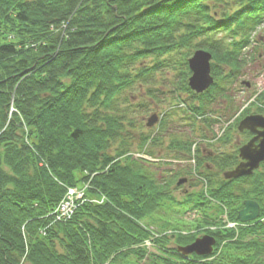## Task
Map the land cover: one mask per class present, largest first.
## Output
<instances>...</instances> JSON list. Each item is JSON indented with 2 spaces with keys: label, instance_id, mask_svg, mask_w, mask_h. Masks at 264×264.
Here are the masks:
<instances>
[{
  "label": "trees",
  "instance_id": "obj_1",
  "mask_svg": "<svg viewBox=\"0 0 264 264\" xmlns=\"http://www.w3.org/2000/svg\"><path fill=\"white\" fill-rule=\"evenodd\" d=\"M262 31L264 0H0V264H264V222L234 231L219 220L224 206L236 222L244 200L264 216V161L226 181L220 175L237 165V146L211 160L213 173L203 169L210 151H197L204 193L186 171L162 175L168 164L131 156L185 159L194 139L175 135L164 145L162 116L155 134L148 129L135 141L115 106L173 62L172 94L188 101L176 95L163 115L182 112L207 130L214 121L206 109L229 99L236 76L263 56ZM198 50L211 55L214 78L202 94L187 85V59ZM256 101L264 105V91ZM228 130L218 144L231 142ZM182 178L192 189L176 193ZM86 180L87 197L104 196L102 205L85 201L70 220L46 228L66 188ZM203 234L215 239L210 256L177 252Z\"/></svg>",
  "mask_w": 264,
  "mask_h": 264
},
{
  "label": "rangeland",
  "instance_id": "obj_2",
  "mask_svg": "<svg viewBox=\"0 0 264 264\" xmlns=\"http://www.w3.org/2000/svg\"><path fill=\"white\" fill-rule=\"evenodd\" d=\"M260 32V31H258ZM261 35L264 36V31H262ZM264 42V41H263ZM263 46V44H262ZM261 44H258V48H262ZM177 54H173L171 60L174 58L177 60ZM173 59V60H174ZM153 62L148 60L144 65L151 67ZM211 65V63H210ZM178 67L172 64L166 69L161 68L157 73H154L150 78L148 84H135L132 88L126 90L121 96L118 97L115 106L118 107L121 111H124L123 115L125 117L124 126L126 131L130 137H132L135 141H138L139 134H146L148 128L145 126V122L147 118L151 115V113L158 115L164 114L165 111L172 106V104L178 102L176 100V95L179 99H183L188 101V98L181 93L172 94L173 88H175L176 81L178 78ZM263 77H262V76ZM242 81H248L250 85L248 87H243L241 84ZM264 82V54L260 57H256L249 66L246 65L242 71L236 76V79L233 81L232 85L228 87L226 90L228 92L229 99H221L220 101H215L214 104L210 105L206 109L207 112L211 113L213 116H221L222 119H227V117L231 116V114L239 108L242 103H245L248 99H250L254 95V91L259 84H263ZM147 89L154 91L151 95L147 92ZM155 95V96H152ZM175 95V96H174ZM172 102V103H171ZM211 110V112H210ZM214 111V112H213ZM121 113V112H120ZM169 116L163 115V120L165 124V129L161 134L163 144L166 145L170 139L176 136H184L188 139H194L197 136H201V134H205L206 129L201 131L200 127H198V121H185L184 114L179 111L172 112L171 110L168 112ZM217 116V117H218ZM185 119V120H184ZM196 123V128H192L191 124ZM131 126H130V125ZM201 124V123H200ZM202 125V124H201ZM230 135L232 133V141L230 145H224L219 150L223 152H229L233 149V145L237 142H244L245 136L243 134H239L235 132V127H231ZM133 129V131H132ZM154 129V130H153ZM171 129V134L168 133V130ZM195 129L193 132L192 130ZM136 130V131H134ZM153 134L157 132L155 128H152ZM210 130V129H209ZM170 135L172 137H170ZM131 151L135 152L134 148ZM169 154V153H168ZM163 157L168 158L167 155H163ZM170 157V156H169ZM161 169L162 175L172 174L173 172H183L187 170L188 166L183 168L179 165L172 166L164 165L159 166ZM171 171V172H170ZM75 177L80 179L81 175L75 174ZM89 181H84L79 183V186H85ZM190 191L192 188L188 184L183 185V187L176 191V193H180L181 190ZM199 189V186L196 187ZM68 196V195H67ZM155 217L167 218L166 220L176 221V218L171 216H164L159 213H154Z\"/></svg>",
  "mask_w": 264,
  "mask_h": 264
},
{
  "label": "water",
  "instance_id": "obj_3",
  "mask_svg": "<svg viewBox=\"0 0 264 264\" xmlns=\"http://www.w3.org/2000/svg\"><path fill=\"white\" fill-rule=\"evenodd\" d=\"M211 55L205 51H195L191 58L187 60L191 75L188 79V87L197 94L203 93L213 83L210 75V59ZM157 121L155 115H151L146 122V127H152ZM248 131L254 134L245 145L239 148V157L241 162L231 171L224 173V178L237 179L239 177L251 175L255 169H258L261 162L264 161V117L261 115H249L241 119L238 125V131ZM185 180H180L179 184H183ZM259 207L256 202L243 201V207L238 211L237 219L241 223L255 220L259 216ZM215 241L212 237L202 236L196 239L190 245L178 247V251L186 256L195 254L198 256H206L211 254L212 246Z\"/></svg>",
  "mask_w": 264,
  "mask_h": 264
},
{
  "label": "built area",
  "instance_id": "obj_4",
  "mask_svg": "<svg viewBox=\"0 0 264 264\" xmlns=\"http://www.w3.org/2000/svg\"><path fill=\"white\" fill-rule=\"evenodd\" d=\"M85 188V187H84ZM83 188V190H84ZM83 190L80 189V191L76 190V189H70L68 190L67 195L65 196V198L61 201V203L59 204L57 210H56V214H55V220L59 221V220H63V219H68L73 210L74 209V200L75 199H81L82 195H83Z\"/></svg>",
  "mask_w": 264,
  "mask_h": 264
},
{
  "label": "flooded vegetation",
  "instance_id": "obj_5",
  "mask_svg": "<svg viewBox=\"0 0 264 264\" xmlns=\"http://www.w3.org/2000/svg\"><path fill=\"white\" fill-rule=\"evenodd\" d=\"M215 153L211 152L209 153L208 157H205V159L207 158V160H205V166L208 170H211L213 172L214 170V166L213 164H211V160L215 157Z\"/></svg>",
  "mask_w": 264,
  "mask_h": 264
}]
</instances>
